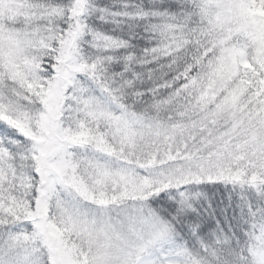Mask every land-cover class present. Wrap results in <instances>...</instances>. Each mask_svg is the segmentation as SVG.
<instances>
[{"label":"snow or ice","instance_id":"obj_1","mask_svg":"<svg viewBox=\"0 0 264 264\" xmlns=\"http://www.w3.org/2000/svg\"><path fill=\"white\" fill-rule=\"evenodd\" d=\"M0 264H264V0H0Z\"/></svg>","mask_w":264,"mask_h":264}]
</instances>
